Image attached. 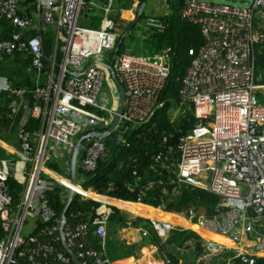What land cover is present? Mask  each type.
<instances>
[{
	"label": "built area",
	"instance_id": "2783aa9c",
	"mask_svg": "<svg viewBox=\"0 0 264 264\" xmlns=\"http://www.w3.org/2000/svg\"><path fill=\"white\" fill-rule=\"evenodd\" d=\"M83 6L85 0H0V20L10 25V37L0 39V52H27L32 67L46 75L34 88L33 115L39 119V128L18 133L22 188H12L8 181L14 173L0 169V264H77L62 242L60 214L48 203L47 192L54 188L67 191H61L64 205L70 189L79 201L97 202L89 218L72 215L62 220L65 240L79 264L120 263L107 251V224L117 207L115 198L83 183L85 175L106 155L107 136L117 132L116 142L120 141L123 132L149 122L163 105L160 95L170 74V49L153 54L133 53L128 48L118 51L110 2L98 5L101 17L97 25H79ZM138 7L139 0H135L130 8L137 11ZM263 10L264 0H248L244 5L184 0L179 17L199 24L203 43L197 50L188 49L192 58L179 79L175 110L179 115L192 109L195 123L178 137L173 163L176 184L217 196V206L223 208L211 217L187 208L182 215L190 225L228 234L234 240L239 231L249 233L257 237L258 250L264 248V234H256L251 221L262 217L264 211V78L256 68L259 47L264 46V29L257 14ZM49 28L53 30V48L46 58L41 34ZM164 29L159 17L145 16V31ZM113 50L112 60L105 62L104 54ZM109 65L124 89L122 112L108 135L81 142L72 183L69 170L66 176L48 166L53 161L50 151L63 148L71 154L75 137L103 132L112 125L120 94ZM104 82L111 100L102 96ZM10 85L0 77V92ZM15 92L23 93L20 89ZM169 140L162 136L163 144ZM166 150L171 153L173 146L167 145ZM163 158L164 151H160L154 160ZM9 169L14 170L12 164ZM247 206L253 207L256 217L248 216ZM27 218L32 219L33 228L21 236ZM147 219L159 239L182 228L169 221ZM138 230L149 236L148 229ZM234 258L242 264H256L255 256L241 251ZM156 264L172 263L162 258Z\"/></svg>",
	"mask_w": 264,
	"mask_h": 264
},
{
	"label": "trees",
	"instance_id": "16d2710c",
	"mask_svg": "<svg viewBox=\"0 0 264 264\" xmlns=\"http://www.w3.org/2000/svg\"><path fill=\"white\" fill-rule=\"evenodd\" d=\"M130 1L124 0V7H128ZM167 2L170 12L159 17L165 24L164 31H149L143 34L147 46H142L144 52L149 54L159 52L165 47L170 49V74L160 95L163 105L156 110L149 122L123 132L120 141L116 142L117 132H113L104 139L107 148L106 155L98 161L97 168L93 172L85 175L83 186L92 187L99 193L117 199L148 204L157 212H182L189 207H194L197 210L201 209L206 216L211 217L223 210L217 206L218 197L204 190L176 184L173 163L177 158V152L175 147L171 153L166 150L167 145H170V140L166 145L162 143L163 135L170 137L178 129L183 133L195 123L192 109H185L183 113L173 118L172 108L178 105L179 79L184 75L192 58L188 54V49L197 50L203 43L199 24L179 17V10L184 5V0H168ZM144 17L145 14L142 11L138 17L136 13L133 20L127 21L116 13L113 31L116 33L117 43L130 25L133 24L132 29ZM7 26L10 27L9 24ZM131 29L127 33H130ZM2 31L4 38L10 37V28ZM46 35L48 32L42 33L43 51L47 58L52 51L53 43L52 38ZM123 40L124 37L118 46V51L123 45ZM59 57L60 55H58V60ZM44 61L47 62L45 59ZM160 151H164L165 158L155 161L154 158ZM79 159L80 156L77 157V167ZM48 166L60 172L61 167L57 162L51 161ZM8 183L11 186L14 182L10 179ZM47 198L49 205L59 215L64 208L59 188L48 191ZM96 205L95 201L82 202L73 197L65 216L67 219L72 215L78 219L89 218L93 215V207ZM125 223L119 209L113 208L107 224V236L110 238L107 237V251L113 260H119L132 253L130 245L115 237L117 228L124 226ZM135 223L150 228V223L146 219L137 218ZM150 230L153 235L152 229ZM193 236L195 235L190 230L175 229L167 238L166 243L185 242ZM197 250L202 252L203 248L197 245ZM168 256L171 262L176 264L175 258L170 254ZM237 261L238 264H242L240 259ZM255 262L264 264V259L257 258Z\"/></svg>",
	"mask_w": 264,
	"mask_h": 264
},
{
	"label": "crops",
	"instance_id": "0c3cea01",
	"mask_svg": "<svg viewBox=\"0 0 264 264\" xmlns=\"http://www.w3.org/2000/svg\"><path fill=\"white\" fill-rule=\"evenodd\" d=\"M133 1L135 0H131L128 7H124V0H92L88 7V10L92 11V16L87 18L85 22L97 25L101 17L98 5L106 2L111 4V8L114 11L113 17L117 13L118 16L127 21L133 20L144 0H139L137 11L130 8ZM143 11L145 15L151 14L155 17H162L168 13V5L165 4L164 0H145ZM257 19L264 29V10L257 14ZM7 24L8 22L0 20V39H7L4 38L5 35L2 31L5 28H10ZM46 36L52 38L50 35ZM262 54H264V46L259 47L258 56L260 57ZM45 65L47 68V62H45ZM260 73L264 75V70H260ZM0 77L6 78L11 84L9 89L0 92V169L11 171L14 175L11 174L10 179L21 183L23 175L18 156V151L21 150L18 133L21 129L33 132L39 128V119L33 115V107L36 103L34 88L38 83H43L46 80V75L39 73L32 67L30 56L27 52L15 51L10 54L0 52ZM17 89L22 90L23 93L21 95L17 94L15 92ZM50 152L52 160L58 162L57 153L59 150L54 149ZM70 156L71 154H69ZM11 164L14 168L13 171L9 169ZM13 185L14 183L11 184V186ZM113 202L117 205L116 208L119 209L121 216L126 222L124 226L117 228L115 237L132 248V253L129 256L117 259L120 261L118 264H156L162 258L172 263L168 256L169 254L175 258L176 264H238V259H231V257L239 251L253 255L256 259H264V248L256 249L255 242L257 237L249 233H240L239 231V238L234 240L228 234L214 231L208 232V230L206 231L198 226H191L190 222L182 215L183 211L157 212L148 204L123 201L117 198ZM199 211L203 213L202 210ZM137 218H143L148 221L149 219L147 218L169 221L172 224L180 225L182 227L180 230H190L195 236L190 237L185 242L167 244L166 240L174 230L169 233L167 238L159 239L154 232L152 235L150 226V229H148L149 236L144 237L138 228L147 229V227L136 224ZM246 223L247 220L245 221ZM251 225L256 234H264V220H262V217L251 221ZM211 244H216L218 248H211L207 252L206 249ZM197 245L203 248L202 252L197 250Z\"/></svg>",
	"mask_w": 264,
	"mask_h": 264
},
{
	"label": "rangeland",
	"instance_id": "374dc122",
	"mask_svg": "<svg viewBox=\"0 0 264 264\" xmlns=\"http://www.w3.org/2000/svg\"><path fill=\"white\" fill-rule=\"evenodd\" d=\"M205 1H211V2H215V3L225 2V3L244 5L247 3L248 0H205ZM91 2H92V0H85V6H83L82 11L80 13V17L78 19L79 25H85L86 24L85 20L92 16V11H90L86 8L87 5ZM144 19H145V17L141 18V20L138 21L137 24L132 28L130 33L124 37L123 45H122L120 51H123V50H125V48H128L133 53H140L142 51L144 52L142 46H147V43H145V41H144L145 35H143V34H146L148 32V31L144 30ZM47 32H48V35H50V36L53 35V30L51 28H49L47 30ZM155 53H157V52H155ZM261 56H260L261 58L259 56L257 57V63H256L257 71H260L262 69L264 70V54H262ZM112 57H113L112 51L104 54L105 62H110L112 60ZM262 81L264 82V79ZM102 91L105 93V94H103V92H102V96L109 97L110 100L112 99L110 97V90L106 86L105 82L103 84ZM261 102L264 103V100H261ZM172 109H173L172 110V117L175 118L178 113L176 112L175 108H172ZM74 140L76 141L77 138L75 137ZM62 149H58L59 150V152L57 153L58 155L56 154L57 159H58L57 163H58V166L61 167L60 173L67 176L69 166H70V157H69V153L66 152L64 149L63 150ZM13 182H14V185L11 186L12 188H15L18 190H20L22 188V183L18 182L17 180H16V182L15 181H13ZM59 190L63 191L64 193H67V191L65 189L59 188ZM199 210H201V209H199ZM134 214L139 215L136 213H134ZM31 220L32 219L27 218L26 222L23 224V227L21 230V236H26L32 230L33 227L31 226ZM262 220H264V216H262ZM247 222H249V220H247ZM147 229H150V228L147 227ZM107 237H108V239H110L109 236H107ZM120 256L123 257L124 255H120Z\"/></svg>",
	"mask_w": 264,
	"mask_h": 264
},
{
	"label": "water",
	"instance_id": "95a60500",
	"mask_svg": "<svg viewBox=\"0 0 264 264\" xmlns=\"http://www.w3.org/2000/svg\"><path fill=\"white\" fill-rule=\"evenodd\" d=\"M144 4H145V0L144 2L140 5L139 9H138V12H137V17L142 13L143 9H144ZM135 22V21H134ZM133 26L130 25V27L128 28V30L126 31V33L131 29V27ZM125 33V34H126ZM124 34V35H125ZM123 38V37H122ZM122 38L119 40V42L117 43V47L119 46L120 42L122 41ZM109 70H110V73L112 75V78L114 79L116 85H117V88H118V91H119V94H120V100H119V106H118V110H117V115L112 123V125L109 127V129H107L106 131H103V132H91V133H88L86 135H83L81 137H79L74 145V148L71 152V156H70V166H69V176H70V180L72 183H75L76 181V177H75V172H76V165H77V156H78V152H79V148H80V145H81V142L88 138V137H105L106 135H108L116 126L118 120H119V114H121L122 112V108H123V101H124V89L122 87V85L119 83V81L117 80L116 78V75L113 71V68L111 67V65H109ZM181 134V130L178 129L175 133H173L171 136H170V144L175 147L178 143V137L180 136ZM74 197V192L72 189H70L68 191V194H67V200H66V203L64 205V208L63 210L61 211L60 215H59V221H58V226H59V230H60V234H61V238H62V242L67 250V252L69 253V255L71 256V258L77 263L79 264V260L78 258L75 256L74 252L72 251V249L68 246L66 240H65V237H64V234H63V222L62 220L64 219V216L66 214V211L72 201ZM16 203V201L14 202ZM246 212L248 214V216L250 217H256L257 216V213L255 212V210L253 209L252 206H247L246 208ZM262 216H264V211L261 213ZM248 222L245 224V226L247 227L248 226ZM211 248H214V249H217L218 246L216 244H211L207 249L206 251L208 252L209 249ZM174 249V247H173Z\"/></svg>",
	"mask_w": 264,
	"mask_h": 264
},
{
	"label": "bare ground",
	"instance_id": "6f19581e",
	"mask_svg": "<svg viewBox=\"0 0 264 264\" xmlns=\"http://www.w3.org/2000/svg\"><path fill=\"white\" fill-rule=\"evenodd\" d=\"M65 183H67V184H70V182H68V181H66V180H63ZM78 190H81V188L80 187H76ZM200 228V227H199ZM201 229H203V228H201ZM205 230V229H204ZM207 231V230H206ZM209 232V231H208Z\"/></svg>",
	"mask_w": 264,
	"mask_h": 264
}]
</instances>
